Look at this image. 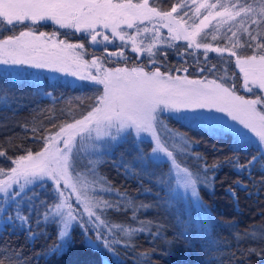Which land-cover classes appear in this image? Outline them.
Masks as SVG:
<instances>
[{"label":"snow or ice","instance_id":"1","mask_svg":"<svg viewBox=\"0 0 264 264\" xmlns=\"http://www.w3.org/2000/svg\"><path fill=\"white\" fill-rule=\"evenodd\" d=\"M43 24L54 30L40 31ZM225 26L227 43L207 42L210 31L217 41ZM161 28L171 43L156 49ZM147 33L152 42L138 43ZM77 34L83 39L71 42ZM129 42L135 57L125 55ZM169 49L175 65L168 62ZM199 49V55L192 51ZM220 65L229 66L224 75H217ZM238 78L248 95L238 94ZM62 88L82 95L68 98ZM85 89L94 94L84 95ZM13 97L17 110L31 97L51 105L33 111L59 112L60 119V106L72 104L80 118L50 120L54 131L40 129L39 135L31 129V147L0 143L7 162L0 164V237L24 238L23 245L0 239V264H153L157 256L175 255L177 244L189 253L197 247L207 252L218 243L219 221L200 189L214 194L217 173L227 165L252 185L238 178L236 188L249 197L264 192V0H175L168 10L156 0H0V104L9 106ZM172 120L229 136V154L209 164L198 151L201 140ZM211 149L222 151L215 144ZM241 153L248 157L243 163ZM109 162L137 182L138 196L152 199L117 189L103 175ZM226 192L238 205L236 189ZM178 197L199 209V224L175 212ZM140 238L150 252L141 249ZM234 238L239 245L241 236ZM252 239L256 246L238 258L232 254L236 264H264V235Z\"/></svg>","mask_w":264,"mask_h":264},{"label":"trees","instance_id":"2","mask_svg":"<svg viewBox=\"0 0 264 264\" xmlns=\"http://www.w3.org/2000/svg\"><path fill=\"white\" fill-rule=\"evenodd\" d=\"M175 2V0H156V6L163 8V10L169 9V4ZM251 2V0H249ZM40 31H45L51 33L54 30V26L43 24L39 28ZM64 32V30H61ZM7 35V33H5ZM77 36L69 37L71 42L81 41ZM63 38V37H61ZM119 45L118 43H115ZM179 45H183L178 43ZM86 47L88 44L86 42ZM110 50L115 51L117 50L114 46L109 47ZM183 51V49H181ZM173 50L169 49V56L168 62L169 64L175 65L178 63L176 56L172 55L171 52ZM100 53L98 52L97 55ZM131 55L135 57V53H131L129 48L125 49V55ZM198 55L200 53H197ZM146 55H141L143 59ZM210 57H216L218 55L210 54ZM91 56H87L86 58H90ZM227 58L228 56H224ZM200 59L203 60V56L200 55ZM232 60V67L234 69V58ZM119 66H125L123 60ZM127 66H133V63L129 61ZM184 66H187L185 64ZM167 67V65H165ZM228 65H220V71L217 72V75H224L228 70ZM162 71L164 68L161 69ZM189 71L191 72L192 69L190 68ZM236 71V70H235ZM182 74V73H181ZM197 74L192 73L190 78H196ZM209 78H213L209 76ZM241 79H236V84L240 85ZM61 91L64 95L68 98H74L76 96L82 95L80 90L73 91L71 88H62ZM84 95L91 96L94 93L88 91L87 89L84 90ZM19 96V93H17ZM17 99L13 97L10 102L9 106H4L0 104V143H6L9 146L12 144L23 145L27 144L31 147V138L33 137L34 133L31 129H36V135L40 134V129H43L45 133L54 131L49 126V121L54 120L57 124L59 123H68L73 122L74 119L80 118V109L75 107V105H61L60 107L63 108V116L60 119L59 112L54 111H33L34 108L39 107L41 109H50L51 105L49 101H42L37 105L35 98L31 97H23L20 102L28 105V107L20 108L17 110ZM170 125L174 126L175 128L179 129L182 132H187L189 136H195L197 139L201 140L199 145L198 151L201 153H205L207 155L208 163L211 164L213 159L216 156H225L229 154V146H230V137L227 135L215 136L208 134L203 129H196L186 125L181 124L175 120L169 121ZM215 144L217 148L221 149V152H213L211 149V145ZM128 146H122L121 148L117 149L114 153L116 159H119L121 152H124ZM131 153L128 152L126 154V159L131 158ZM248 157L245 156L243 153L240 154V161L241 163L245 162ZM182 158L178 157V161H181ZM0 164L6 165L7 162L0 158ZM182 166L183 163H182ZM189 167L191 165L189 163ZM166 165L162 164L158 169H165ZM103 175L113 183V185L119 189L120 191H127L130 196H136L140 200L150 201L152 196H138V184L133 179H125L124 175L121 173L118 174L117 170L111 166V162L103 167ZM241 179L244 183H246L249 189H252L251 183L247 180L246 177H238L236 173L227 165L220 169L216 176V184H215V192L214 194H209L205 189H200V194L204 200V202L213 209L214 214L216 215L219 224L215 229V234L218 237V243L215 245L214 248L211 246L209 247L207 252H201L200 248L197 247L191 253L187 252L181 244H177L174 252L175 255L171 257H160L157 256L153 260V264H236V261L233 260L232 254L235 253L237 258L239 257L240 251L244 250L247 247H254L256 246L255 242L252 241H242L235 242L232 239V235L228 232L226 228L220 226V224H233L236 231L247 234L251 231L264 229V192H261L260 196H251L249 197L244 191L236 188L235 181L237 179ZM255 179H259V173L256 172L254 174ZM149 187H153L152 185H147ZM233 187L236 189L237 195L239 197V204L233 202L231 196H229L226 192V189L229 187ZM175 212L180 215L179 211L175 209ZM148 217L154 218V214L149 212L146 214ZM130 216V213H129ZM183 217V215H182ZM192 224L197 225L199 222L194 219V216H189L187 218ZM118 221L124 220V217H117ZM171 235V232H169ZM0 239H6L10 242H14L16 244L23 245L24 238L23 236H3ZM142 250L151 251L152 246L148 244L146 240L140 238L138 241ZM162 246V245H161ZM27 251V249H25Z\"/></svg>","mask_w":264,"mask_h":264},{"label":"rangeland","instance_id":"3","mask_svg":"<svg viewBox=\"0 0 264 264\" xmlns=\"http://www.w3.org/2000/svg\"><path fill=\"white\" fill-rule=\"evenodd\" d=\"M47 25H51V24H47ZM51 26H53V25H51ZM233 30H235V29H233ZM67 31H69V30H64V32H67ZM225 31H226V26H225V28H221V31L219 33H216V35H217V41H212L211 40L212 32L210 31L209 36L207 38V42L213 43L214 46H217V45L218 46H223L224 43H227V40L226 39H223V36H224ZM160 32H161V39H160V41L157 42L156 49L165 48L166 47V43L165 42L171 43V41L169 40V37H168V30L166 28H161ZM77 35H78L77 38L79 40H81V36L79 34H77ZM227 35L230 36L231 33H228ZM98 39H102V38L101 37H98ZM140 40H143L144 45L147 46L149 43L152 42V34L151 33L143 34L141 37H138L137 38V42L139 43ZM114 43L120 44L121 42L119 41V39H116ZM174 43H176V44H178V43L184 44L185 42L181 40V41H176ZM112 46L113 45H109V47H112ZM130 47H131V43L129 42V46H128L129 50H130ZM192 51H194L196 53H202L203 52V49L192 50ZM135 54L138 55L137 53H135ZM210 54L218 55L217 53H209V55ZM142 55H146V53H144ZM224 56H228V54L225 53ZM86 59H91V57L90 58H86ZM236 71H238V70H236ZM240 81H241L240 82V85H237V87L239 89L238 90V94H240V95H248L247 93L244 92V90L241 87L242 79ZM212 114L213 115H218V116L219 115H223V114H220V113H212ZM180 123L183 124V125L188 126L187 125V122H185V121H180ZM192 128H196V127H192ZM196 129H200V128H196ZM144 146L145 147H149L147 141H145V145ZM160 165H162V164H159L156 167L159 168ZM165 165L167 167V164H165ZM176 210L179 211V213H180L181 216L183 215V217L186 216L187 218H189V216H194V219H196V223H197V221L200 222V212H199V209L196 208V207H194L187 198H185V199H179V197H178ZM220 226L223 227V228H226L228 230V232L232 235V239L235 242H237L236 239L234 238V234H236V233H238L241 236V239H240L239 242H242V241H252V242H255L256 244L258 243V240L252 239V234L255 233L257 237H259L261 235H264V229L254 230V231H251V232L247 233V235H245L243 233H240V232L236 231V229H235L234 226L233 227H226L223 224H220Z\"/></svg>","mask_w":264,"mask_h":264}]
</instances>
